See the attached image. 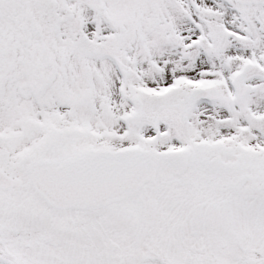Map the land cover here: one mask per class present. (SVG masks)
Here are the masks:
<instances>
[{"label":"snow or ice","instance_id":"snow-or-ice-1","mask_svg":"<svg viewBox=\"0 0 264 264\" xmlns=\"http://www.w3.org/2000/svg\"><path fill=\"white\" fill-rule=\"evenodd\" d=\"M0 264H264V0H0Z\"/></svg>","mask_w":264,"mask_h":264}]
</instances>
